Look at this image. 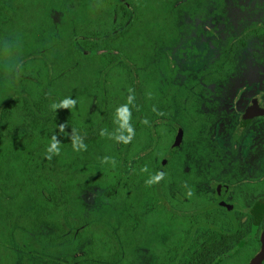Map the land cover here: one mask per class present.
I'll return each instance as SVG.
<instances>
[{"label":"trees","instance_id":"obj_1","mask_svg":"<svg viewBox=\"0 0 264 264\" xmlns=\"http://www.w3.org/2000/svg\"><path fill=\"white\" fill-rule=\"evenodd\" d=\"M150 2L58 0L70 13L51 22L44 47L19 57L23 71L9 79L14 90L0 92V264H160V183L177 182L173 159L161 165L163 136L184 124L186 149L187 138L201 136L196 128H213L216 111L203 115L215 95L211 87L236 77L248 47L264 65V19L181 83L175 52L180 58L199 52L192 41L203 36L206 20L222 14L225 0H160V10ZM141 27L148 39L139 36ZM130 95L135 135L123 143L117 109ZM66 97L82 99L85 114L76 106L51 109ZM72 129L86 150L74 149ZM53 135L60 152L48 160ZM145 165L148 172L141 171ZM160 171L164 178L146 185ZM96 185L104 195L84 202ZM242 236L229 235L223 251Z\"/></svg>","mask_w":264,"mask_h":264},{"label":"flooded vegetation","instance_id":"obj_2","mask_svg":"<svg viewBox=\"0 0 264 264\" xmlns=\"http://www.w3.org/2000/svg\"><path fill=\"white\" fill-rule=\"evenodd\" d=\"M254 98H258V106L263 107L261 96H255L252 100ZM251 102L239 116L237 124L229 127L228 132L219 135L215 132L222 113L216 111L213 128L194 130L201 136L194 135L193 138L198 144L194 147L191 145V149L183 147L186 139L184 126L175 123L174 138L181 127L184 129V138L174 155L177 182L160 183V264H212L218 256L228 252L247 237L248 241L241 247L242 249L246 245L250 248L246 264L260 253L264 218L258 229H255L253 224L255 203L259 198H264V138L261 137L264 127L256 128L253 125L260 122V126L264 124V113L255 115L246 125L240 126L241 116L248 110ZM213 112L207 109L203 115L207 116ZM157 122L162 123L163 120ZM200 122L201 120L195 121ZM169 148L162 153L163 156L168 157ZM194 150L206 157L203 164L199 160L196 165H191L190 159ZM178 154L180 156H177ZM201 158L203 157L198 159ZM197 179L199 183L195 182ZM212 182L214 184L210 189L206 184ZM102 188L103 185L93 186L89 190L95 192L86 193L82 200L97 203V196L104 195V192H99ZM255 195L257 197L248 199ZM247 200L252 203L250 212L245 214L243 206H246ZM229 225L233 228L231 231ZM234 234L243 236L231 248L223 251L229 235ZM253 239L257 243L253 242ZM213 254H216L215 258L211 257Z\"/></svg>","mask_w":264,"mask_h":264},{"label":"rangeland","instance_id":"obj_3","mask_svg":"<svg viewBox=\"0 0 264 264\" xmlns=\"http://www.w3.org/2000/svg\"><path fill=\"white\" fill-rule=\"evenodd\" d=\"M57 2L58 0H0V12L3 13L2 16L4 18L2 24L3 34L0 35V92L2 94L10 92L15 88V85L10 82L2 71L5 42L12 46L14 53L18 52L19 57L24 53L32 51L36 47H44L46 41L42 43V40L44 37L48 38V27L51 26V22H57L56 19L58 18L61 20L63 12L64 14L70 13L68 4L63 8ZM148 6L160 10V0L157 2L151 0ZM86 9V6L83 5L82 15ZM262 19H264V0H225L222 7V14L206 20L204 22L206 30L203 36L192 41L199 48V52L192 51L191 53H186L184 58L178 56V51L175 52L178 59L176 65L180 73V82L183 83L192 76L198 75L202 68L217 58L225 42L236 39L251 22L256 20L261 21ZM64 25L69 26L66 23ZM139 36L145 39L149 38L143 33L142 27L139 29ZM39 40L40 43L37 44ZM243 55V61L236 77L226 84L211 87V90L215 91V95L211 96L208 100L210 102H206L205 108L222 113V117L217 121L216 135L224 133L225 131L228 132L229 127L237 124L239 116L245 111L253 97L261 96L262 106L264 107V65L253 59V49L251 47L246 48ZM30 69H32L31 65L27 63L25 72H29ZM83 102L82 99H78L75 105L82 112L86 111V104ZM260 124L255 123L253 126L263 128L264 124L261 126ZM174 131L163 136L164 139L162 137V145L164 147L169 148V146H172L170 144L175 139ZM213 135L215 136V134ZM261 137L264 138V134ZM194 139L187 138L193 147L198 144ZM191 145H188L186 149H191ZM174 155L164 156L167 159H161L162 167L167 164L168 160L173 159L174 161ZM177 156H180V154ZM200 156L203 158L198 159ZM205 159V156L198 154L194 150L192 151L190 162L193 166L199 160L203 164ZM212 184L214 183L212 182L206 185L211 189ZM255 197L257 195L250 196L248 199L250 200ZM251 203L252 201H245L246 206H243L245 214L250 212ZM154 218L156 219V216ZM161 251L162 249L160 247V255L162 254ZM249 251L250 248L245 245L241 250L225 258L220 264H246Z\"/></svg>","mask_w":264,"mask_h":264},{"label":"clouds","instance_id":"obj_4","mask_svg":"<svg viewBox=\"0 0 264 264\" xmlns=\"http://www.w3.org/2000/svg\"><path fill=\"white\" fill-rule=\"evenodd\" d=\"M4 54V63L2 65V71L4 75L8 79H16L19 77V75L23 71V61L19 59L18 52L14 53L13 48L11 45H9L7 42L4 44L3 49ZM131 89H129V92L131 93ZM133 102V96H129L128 102L125 105L120 106L117 109V113L119 116L123 117V120L119 123V127L123 128L124 131L127 133L126 135H120L117 137L119 141H122L123 143H130L135 135L134 128L130 124L131 119V112L129 105H131ZM76 101L70 97H66L65 99L61 100L59 103H52L50 105L51 109L54 111H57L58 109H71L75 107ZM154 112H156L157 115H164L162 111H159L155 106L152 109ZM143 124H148L149 121L145 118L141 121ZM58 129L60 133H67L66 132V125L60 124L58 125ZM75 130L72 129V132L70 134V139L73 140V147L75 150H86V145L83 144L82 140L79 139L78 136L75 134ZM69 135V133H67ZM101 135H105V132L102 131ZM77 141H79L77 143ZM60 140L57 138L56 135H53L52 142L50 147L46 150V159L51 160L53 155H59L60 149H59ZM108 158L106 157L105 160ZM142 172H148V167L145 165L142 169ZM165 173L160 171L156 172L154 175L150 176L149 179L145 181L146 185L152 186L153 184L159 183L164 178ZM191 195V193H188Z\"/></svg>","mask_w":264,"mask_h":264},{"label":"water","instance_id":"obj_5","mask_svg":"<svg viewBox=\"0 0 264 264\" xmlns=\"http://www.w3.org/2000/svg\"><path fill=\"white\" fill-rule=\"evenodd\" d=\"M258 98H254L246 112H244L241 116V122L240 126L246 125L249 119L254 117L257 114L264 113V108L258 106ZM184 138V129L181 127L178 133L176 134V137L172 143V146L170 148L169 156H173L180 148L182 141ZM255 210V219H254V228L258 229L260 226V223L262 222V219L264 218V198H259L254 206ZM249 237L241 240L239 243H237L231 250L228 252H225L218 256L212 264H219L221 261H223L225 258L232 255L234 252L238 251L247 241ZM262 249L260 253H258L249 264H262L264 261V229L262 230Z\"/></svg>","mask_w":264,"mask_h":264}]
</instances>
